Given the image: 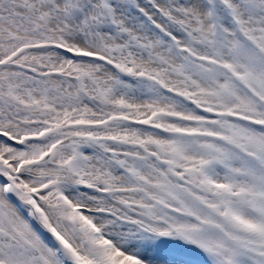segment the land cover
Segmentation results:
<instances>
[{
    "label": "snow or ice",
    "instance_id": "snow-or-ice-1",
    "mask_svg": "<svg viewBox=\"0 0 264 264\" xmlns=\"http://www.w3.org/2000/svg\"><path fill=\"white\" fill-rule=\"evenodd\" d=\"M0 264H264V0H0Z\"/></svg>",
    "mask_w": 264,
    "mask_h": 264
}]
</instances>
